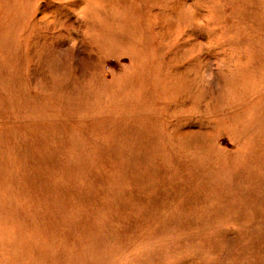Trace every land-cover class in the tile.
Returning <instances> with one entry per match:
<instances>
[{"label":"rangeland","instance_id":"1","mask_svg":"<svg viewBox=\"0 0 264 264\" xmlns=\"http://www.w3.org/2000/svg\"><path fill=\"white\" fill-rule=\"evenodd\" d=\"M0 264H264V0H0Z\"/></svg>","mask_w":264,"mask_h":264}]
</instances>
